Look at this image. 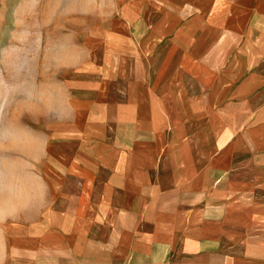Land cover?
<instances>
[{
	"label": "crops",
	"instance_id": "0c3cea01",
	"mask_svg": "<svg viewBox=\"0 0 264 264\" xmlns=\"http://www.w3.org/2000/svg\"><path fill=\"white\" fill-rule=\"evenodd\" d=\"M113 3L0 165V264H264V0Z\"/></svg>",
	"mask_w": 264,
	"mask_h": 264
},
{
	"label": "rangeland",
	"instance_id": "374dc122",
	"mask_svg": "<svg viewBox=\"0 0 264 264\" xmlns=\"http://www.w3.org/2000/svg\"><path fill=\"white\" fill-rule=\"evenodd\" d=\"M50 0H39L35 7H31L30 0H0V96H3L8 88L15 87L20 82L18 74L6 67L4 62L5 52L35 51L38 62H42L44 50L51 43H55L68 33H76V28L83 27L85 23L92 22L103 14L114 10L117 6L113 0H93L89 5L88 0H60V7L51 23H43L48 10ZM87 9H84L85 6ZM73 11L65 14V9ZM110 11V12H111ZM76 36H74V39ZM75 42V41H74ZM76 43V42H75ZM67 68L60 70L67 75ZM39 80V77H38ZM58 87L53 86L48 95V110L52 114L59 108ZM38 107H25L18 104L9 105L5 100V112L3 121L8 127L5 133L0 128V165L2 171L5 162H10L7 157L15 148H23V144H31L37 131L29 125L44 124L48 122L49 115L39 113ZM13 111L16 115H13ZM6 171V170H5Z\"/></svg>",
	"mask_w": 264,
	"mask_h": 264
},
{
	"label": "clouds",
	"instance_id": "9594fccd",
	"mask_svg": "<svg viewBox=\"0 0 264 264\" xmlns=\"http://www.w3.org/2000/svg\"><path fill=\"white\" fill-rule=\"evenodd\" d=\"M39 0H30L31 7ZM93 0H88L90 5ZM60 7V0H50L48 10L43 23H51ZM86 5L84 9H87ZM65 14L73 11L72 8L65 9ZM82 49L74 42V34L68 33L62 36L55 43H51L44 50L42 62H38L35 51L28 52H5L4 62L6 67L20 77V82L12 88H8L3 96H0V128L5 133L8 127L3 121L5 112V100L9 105L18 104L25 107H41L46 112L48 110V95L52 87L58 82L60 70L70 67L81 55ZM39 77V80H38ZM3 83V80H0Z\"/></svg>",
	"mask_w": 264,
	"mask_h": 264
}]
</instances>
